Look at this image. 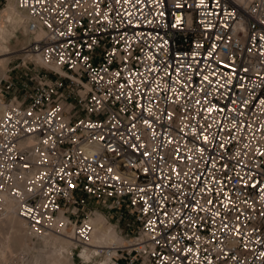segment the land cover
<instances>
[{"label":"built area","instance_id":"built-area-1","mask_svg":"<svg viewBox=\"0 0 264 264\" xmlns=\"http://www.w3.org/2000/svg\"><path fill=\"white\" fill-rule=\"evenodd\" d=\"M16 2L41 36L0 79V214L88 245L101 203L112 264H264V0Z\"/></svg>","mask_w":264,"mask_h":264},{"label":"bare ground","instance_id":"bare-ground-1","mask_svg":"<svg viewBox=\"0 0 264 264\" xmlns=\"http://www.w3.org/2000/svg\"><path fill=\"white\" fill-rule=\"evenodd\" d=\"M3 9H4V13L7 15L8 22L13 23L15 27L25 26V31L28 34L30 41L32 40L31 38H34V36L36 38H39L41 36V33L32 35L29 32L28 26H27V15L23 10H21L18 7L16 0H8V2L6 3ZM7 36H8V30L6 29L4 25L0 24V74L1 73L3 74L5 72L6 64L9 58L7 54L12 53L8 49V47L5 45ZM25 56L27 58V55ZM3 109H4L3 98L0 95V114L2 113ZM58 218H62L61 212H59ZM89 221L93 224V231L91 234L90 242L88 245H77L70 238V233L67 231L65 232L64 235H59L56 233L41 235V234H37L33 232L32 230L28 229V227L24 226L23 223H26V221L19 217L16 209L13 207H10L7 213L0 214V239L3 240V238L1 237L5 230H11L10 232L11 233V236H10L11 245L15 247L17 245H20L22 247V250H29L28 256L33 259L35 258V256H33L31 252H34L36 249V241H34L32 238L33 233L36 234L34 235L35 237L47 236V235L53 234L54 235L53 240L56 243L57 252L52 256L51 261L57 264H71V261L69 258H70V254H73V249H77L79 253L78 255L82 258L84 263L89 262L92 259L93 260L95 259L96 264H112L108 256L100 253L101 250H99V248L101 249L104 247H110V246L116 245L118 247H123L125 250H130L132 244L126 243L125 241L128 242V240H125L122 236H120L112 224H109V225L107 224V220L101 212H96L95 216L90 217ZM112 231L116 234L117 237H119V243H116L115 239L112 237V234H111ZM122 240L124 242H122ZM111 241L113 243H111ZM62 245H67L68 248L60 247ZM82 247H86V248H82ZM6 250H7V246L4 245L2 248V251L5 253ZM114 252H115V249H114ZM95 257H97V259ZM5 262L4 261L0 262V264H7Z\"/></svg>","mask_w":264,"mask_h":264},{"label":"rangeland","instance_id":"rangeland-1","mask_svg":"<svg viewBox=\"0 0 264 264\" xmlns=\"http://www.w3.org/2000/svg\"><path fill=\"white\" fill-rule=\"evenodd\" d=\"M7 2L8 0H0V24L4 25L8 30V36L6 37L5 45L12 53L7 54L9 58L6 64V69L3 74L2 73L0 74V79L5 78L12 80L14 83L17 84V87L19 89L27 77L28 69L24 65V63L26 62L28 63V65L31 64V66L33 64L29 59L26 58V56H24L22 52L23 47L29 43L30 39L25 31V26L15 27L13 23L8 22L7 15L4 13V9H3ZM90 208L93 209L95 213L101 212L105 216L107 220V224L108 225L112 224L115 230L118 232V234L122 236L125 240H128V242L125 241L126 243H130V244L133 243V233L130 232V230H128L126 226V222H129V220H127L129 217L126 214V212H123L122 217L120 216L118 217L116 214H114L115 213L114 211L108 213L107 209L101 203L96 204L94 202L90 203ZM23 224L25 227H27L26 223ZM5 231L1 237L3 238V240L0 239V248H1L0 262L6 261L5 263L7 264H19V262L20 264L21 263L22 264H57L51 261L52 256L57 252V246L53 240V236H54L53 234L47 236H37L38 237L37 238L34 236L36 234L33 233L32 238L34 241H36V249L34 252H31L32 255L35 256V258L32 259L28 256L29 250H22V247L20 245H17L16 247L11 245L10 242L11 230H5ZM67 232L70 233V231ZM111 234L112 237L115 239V242L119 243V237H117L113 231ZM122 242L124 241L122 240ZM2 243L7 246V250H6L7 253L6 252L4 253L2 251V248L4 246ZM111 243L113 242L111 241ZM60 247L68 248L67 245H62ZM82 248H86V247H82ZM99 250L101 249L99 248ZM78 254L79 253L77 249H73V254H70V258H69L71 264L84 263V261ZM95 258L97 259V257ZM84 264H96V261L95 259L94 260L92 259L89 262H85Z\"/></svg>","mask_w":264,"mask_h":264}]
</instances>
